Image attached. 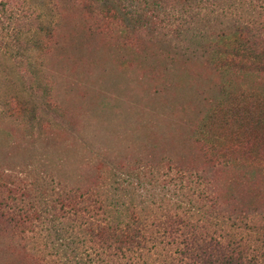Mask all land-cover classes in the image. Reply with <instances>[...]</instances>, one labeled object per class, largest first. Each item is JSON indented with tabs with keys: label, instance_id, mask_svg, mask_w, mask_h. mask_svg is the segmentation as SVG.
<instances>
[{
	"label": "rangeland",
	"instance_id": "obj_1",
	"mask_svg": "<svg viewBox=\"0 0 264 264\" xmlns=\"http://www.w3.org/2000/svg\"><path fill=\"white\" fill-rule=\"evenodd\" d=\"M42 1L7 0L8 22L0 12V201L34 199L21 161L47 154L79 187L64 209L97 194L121 218H207L264 250V61L225 51L260 32L264 0ZM4 88L34 101L48 90L56 118L39 107L27 137L17 114L1 115ZM24 210L0 215V264H35L42 249L48 216Z\"/></svg>",
	"mask_w": 264,
	"mask_h": 264
},
{
	"label": "trees",
	"instance_id": "obj_2",
	"mask_svg": "<svg viewBox=\"0 0 264 264\" xmlns=\"http://www.w3.org/2000/svg\"><path fill=\"white\" fill-rule=\"evenodd\" d=\"M42 3V0H37L38 6ZM7 7V0L0 1V12L6 22L13 17ZM91 9L122 22L113 6L93 5ZM123 27L128 30L126 25L123 24ZM45 35L49 38L50 31ZM263 36L264 26L257 34H251L250 38L238 43L235 40L232 48L225 49L228 58L264 61ZM4 90L1 115L5 118L17 114L16 117L24 123L27 137L39 128L38 119L43 118L41 113L38 115L39 107L52 110L50 113L56 118L54 99L48 90L39 91L38 101L15 91L7 94L8 89ZM129 99L132 98L129 96ZM133 99H137V96ZM32 140V148H37ZM28 155L20 166L28 169L30 174L27 176L33 179L32 185L37 189V195L27 202L19 199L4 203L1 200L0 215H8L9 222L20 215L24 216V209L29 206L32 210L38 208L41 216H48L44 220L49 224L43 230L46 234L44 237L37 234L36 239L39 245L42 244V249L33 254L35 264H264L263 243L253 245L245 240L233 239L232 235L216 234L214 221L207 218L192 221L173 214L157 223H146V217L132 214L121 218L123 214H117L115 205L97 194L95 199H89L92 195H86V203L72 202L69 209H64L62 201H69L72 193L79 189L66 160L47 154ZM53 184L59 185L58 189L65 192L62 199L52 197ZM52 199L58 209L51 205ZM47 241L51 243L50 246Z\"/></svg>",
	"mask_w": 264,
	"mask_h": 264
}]
</instances>
